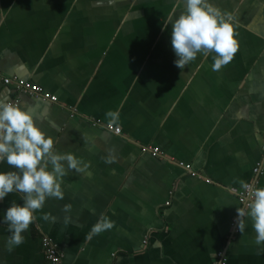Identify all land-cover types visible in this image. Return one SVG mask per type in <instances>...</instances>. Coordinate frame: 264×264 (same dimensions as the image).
I'll return each instance as SVG.
<instances>
[{"label":"crops","instance_id":"0c3cea01","mask_svg":"<svg viewBox=\"0 0 264 264\" xmlns=\"http://www.w3.org/2000/svg\"><path fill=\"white\" fill-rule=\"evenodd\" d=\"M121 1L0 0V99L17 98L56 151L91 165L63 178V200L46 199L12 252L3 216L23 201L0 200V264H42L43 236L63 264H222L219 252L224 264H264L251 220L236 228L239 181L264 186V0H210L233 15L239 44L220 71L215 53L175 66L165 22L176 0ZM4 75L57 102L13 91ZM101 215L115 227L86 238Z\"/></svg>","mask_w":264,"mask_h":264},{"label":"clouds","instance_id":"9594fccd","mask_svg":"<svg viewBox=\"0 0 264 264\" xmlns=\"http://www.w3.org/2000/svg\"><path fill=\"white\" fill-rule=\"evenodd\" d=\"M233 20L231 13L222 12L210 0H176V7L165 22V26L171 25L175 66L184 69L198 53L204 56L215 53L211 65L213 71L228 65L239 48ZM105 115L111 123L119 121V111L109 110ZM0 162L15 169L0 171V200L10 193H18L23 201L22 205L13 201L3 216L9 232L5 241L8 252L25 242L23 233L28 231L35 220L34 212L43 208L46 199L63 200V178L73 170L84 174L91 167L90 162L71 152L56 151L53 138L35 123L32 114L19 103L4 99H0ZM239 184L245 202L244 207L237 208L236 228L242 234L245 218L250 219L257 254L264 253V247H261L264 245V186L257 187L243 180ZM71 208V204L62 206L65 213L71 212ZM42 219L55 221L51 213H44ZM70 219L65 215L64 222L68 223ZM114 227V221L101 215L86 238Z\"/></svg>","mask_w":264,"mask_h":264},{"label":"built area","instance_id":"2783aa9c","mask_svg":"<svg viewBox=\"0 0 264 264\" xmlns=\"http://www.w3.org/2000/svg\"><path fill=\"white\" fill-rule=\"evenodd\" d=\"M1 79L5 85H11L13 87V91L19 93H25L30 95L31 97H37L41 100L48 101V102H57V97L54 94H51L45 91L40 85L36 83H32L29 81H25L19 79L17 77H10V76H1ZM9 101L19 102L17 98H12ZM106 129L113 132L114 134H120L121 131L119 128L113 126V124H106ZM145 152H149L152 156L157 157L160 155V152L157 148L153 146H145L142 148ZM264 150V145H263ZM262 162H259L254 168L253 172L258 174L261 172ZM252 184V183H249ZM253 185V184H252ZM238 200L240 202L241 208L244 207L245 202V194L243 190L238 191ZM169 203L166 202V205ZM233 231L235 230V226H232ZM146 239L143 240L144 244L146 243ZM42 249H43V261L42 264H63L62 262V254L58 250L56 244L47 236L42 237ZM216 257L220 259V263L224 264V257L222 253L219 252L216 254Z\"/></svg>","mask_w":264,"mask_h":264},{"label":"rangeland","instance_id":"374dc122","mask_svg":"<svg viewBox=\"0 0 264 264\" xmlns=\"http://www.w3.org/2000/svg\"><path fill=\"white\" fill-rule=\"evenodd\" d=\"M121 2H122V4H123V3L125 4V3L128 2V0H122ZM132 12H133V10H131V13H132ZM129 14H130V13H129ZM134 14H135V13H134ZM134 14H133V15H134ZM134 19H136V18L131 17V18H127L126 21H128V24H130V23L132 22V20H134Z\"/></svg>","mask_w":264,"mask_h":264}]
</instances>
